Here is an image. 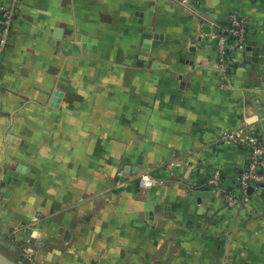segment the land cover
<instances>
[{"label": "crops", "instance_id": "0c3cea01", "mask_svg": "<svg viewBox=\"0 0 264 264\" xmlns=\"http://www.w3.org/2000/svg\"><path fill=\"white\" fill-rule=\"evenodd\" d=\"M251 128L264 138V0H22L0 67V251L264 264V184L238 188Z\"/></svg>", "mask_w": 264, "mask_h": 264}, {"label": "built area", "instance_id": "2783aa9c", "mask_svg": "<svg viewBox=\"0 0 264 264\" xmlns=\"http://www.w3.org/2000/svg\"><path fill=\"white\" fill-rule=\"evenodd\" d=\"M22 0H9L7 4L0 9V67L4 61L5 51L13 27L14 18L17 14V7ZM228 35L233 39L235 44L242 47L247 37V25L244 18L236 13L229 14ZM219 62L227 63V55L229 49L227 44V36H221L218 41ZM240 136V130H230L225 132L223 138L226 140H237ZM245 143L250 149V160L247 167L239 174L238 188L246 192L249 186H261L264 184V138L255 129L247 130ZM224 173L216 169L209 179V184L214 187H220L223 183ZM140 183L145 186H151L155 180L148 174H142ZM228 206H236L238 199L234 191L230 190L225 193Z\"/></svg>", "mask_w": 264, "mask_h": 264}, {"label": "water", "instance_id": "95a60500", "mask_svg": "<svg viewBox=\"0 0 264 264\" xmlns=\"http://www.w3.org/2000/svg\"><path fill=\"white\" fill-rule=\"evenodd\" d=\"M250 188H252V187H250ZM0 264H24V263H18L16 261H14L13 259H11L6 254H4L3 252L0 251Z\"/></svg>", "mask_w": 264, "mask_h": 264}, {"label": "trees", "instance_id": "16d2710c", "mask_svg": "<svg viewBox=\"0 0 264 264\" xmlns=\"http://www.w3.org/2000/svg\"><path fill=\"white\" fill-rule=\"evenodd\" d=\"M230 52H228V54H229Z\"/></svg>", "mask_w": 264, "mask_h": 264}]
</instances>
